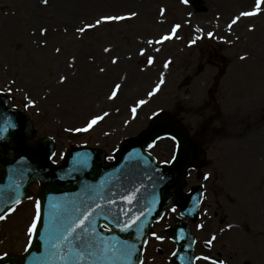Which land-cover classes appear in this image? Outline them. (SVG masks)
Returning a JSON list of instances; mask_svg holds the SVG:
<instances>
[{
  "label": "rangeland",
  "instance_id": "obj_1",
  "mask_svg": "<svg viewBox=\"0 0 264 264\" xmlns=\"http://www.w3.org/2000/svg\"><path fill=\"white\" fill-rule=\"evenodd\" d=\"M200 1L204 11L199 13L191 5H182L180 0H49L47 7L41 0H0V88L15 79L14 88L23 86L34 97L41 96L49 87H55L60 73L70 72L68 62L72 56L77 57V76L67 88L42 101L39 113L23 108L21 93L9 96L12 105L31 116L36 127L34 140L45 136L56 139L57 163L62 161L59 154L72 144L98 147L112 155V149L123 139L136 137L148 127L152 110L164 107L169 115L182 122L191 136L198 134L195 143L206 154L200 171L209 168L216 171L217 180L210 188V199L220 210L210 220L200 217L192 224L197 239L196 255L226 259L228 264H264V62L258 66V73L254 72L259 78H252V62L247 59L246 64L239 59L252 49H247L242 42L247 39L243 32L248 37L249 24L257 25L261 17L245 18L239 25L241 28H235L237 35L241 34L236 49L219 39L208 38L207 32L229 38L225 21L238 11L250 10L255 0ZM161 6L167 9L165 17L159 16ZM129 10L139 11V18L90 30L82 39L74 32L73 25H79L81 17L92 19L100 14ZM188 12L193 15L189 17ZM175 23L182 24L179 31L182 39L165 42L163 46L154 45L161 47L160 53H152L142 43L155 40ZM220 23L225 28L220 26L217 32L215 29ZM40 26L49 28L48 46L37 49L32 32ZM64 26L69 28L67 34L63 32ZM196 28L203 29L204 38L189 47L188 41L199 35ZM234 38L230 37L233 41ZM54 46H60L62 54H56ZM105 46H111L112 55L120 57L117 65H111L109 55L103 53ZM141 47L148 48L146 55L157 57L155 64L143 72L140 69L146 67V58L138 55ZM214 52L228 62L224 74L211 61ZM129 54L131 61L127 60ZM89 57H95L96 64L105 66L106 73L98 74L96 64ZM169 57L173 63L165 70L163 63ZM161 72H165L166 79L162 92L138 110V119L125 127L123 121L131 119L129 106L135 99L146 96ZM233 72L238 76L233 77ZM242 72H249L244 74L247 78ZM125 75L123 95L115 104L107 102L109 86ZM115 107L120 108L119 113L114 111ZM101 108L112 115L95 131L81 134L63 131L65 127L81 126L90 113ZM104 132L111 135L105 136ZM172 150L171 141H161L153 154L164 159ZM201 183L199 174L193 173L185 191ZM31 191L33 197L37 196V183ZM32 213V203L25 202L18 213L0 222V254L24 252L25 226ZM177 217L178 214L168 215L153 231L169 238L166 231ZM199 223L205 224L203 230L197 229ZM229 223L237 227L228 230ZM220 228H225V232L218 237V242L212 249L205 248L204 240ZM174 249L170 238L163 243L151 238L144 255L145 264H170ZM197 264L209 262L201 260Z\"/></svg>",
  "mask_w": 264,
  "mask_h": 264
},
{
  "label": "snow or ice",
  "instance_id": "obj_2",
  "mask_svg": "<svg viewBox=\"0 0 264 264\" xmlns=\"http://www.w3.org/2000/svg\"><path fill=\"white\" fill-rule=\"evenodd\" d=\"M195 0H180L184 6H189ZM44 6H49V0H41ZM167 9L163 6L159 8V16L165 17ZM264 13V0H255L254 6L250 10H241L225 21L228 36H234L235 41L241 39L237 35L235 28L245 18L256 17ZM192 12H188L191 17ZM140 13L137 10H129L123 13L100 14L88 19L81 17L79 25H73L74 32L79 38L90 30H95L113 23L132 21L139 18ZM217 21L220 20V14H216ZM158 22H163L162 20ZM219 25H217L218 27ZM182 24L175 23L168 32L161 34L155 40L148 39L142 41L146 43L148 48L152 49V53H160L161 47H153L154 45L163 46L165 42L172 40H180L182 37L179 31ZM255 25L249 24L247 31L255 32ZM68 26L63 27V32L67 34ZM195 31L199 35L194 36L188 41V46L192 47L197 44L198 40H202L203 29L196 28ZM37 32L39 33L37 35ZM49 28L40 26L34 29L32 35L36 37L33 40L37 49L46 48L48 46L47 36ZM210 39H219L227 44H234L235 41L226 36H217L214 31L207 32ZM43 38V39H41ZM148 48L141 47L138 50L140 57L146 58V67L140 71H146L148 67H152L157 57L154 54H147ZM56 54H62L60 46H54ZM113 48L111 46L103 47V53L110 57L111 65H117L120 61L119 56L112 55ZM248 55H241L240 60H247ZM91 63L96 64L95 57H89ZM127 60H132V55L127 56ZM173 60L171 57L165 59L163 68L169 69ZM70 72L60 73L55 81V87H49L41 96L34 97L23 86L17 84L15 79L7 82L5 88H0V93L6 92L11 96L14 92L21 93L23 96V108L35 109L37 113L41 111L40 104L47 100L59 89L67 88L73 78L77 76L79 71L77 57L72 56L68 62ZM98 74H105L107 69L105 66L96 64ZM127 76H122L119 82H113L106 93V101L115 104L123 95V87ZM166 84L165 72H161L159 79L154 86L146 92L143 98H137L129 106L131 115L130 120H124L123 124L128 127L132 121L137 120L139 111L148 105L150 101L162 92L163 86ZM57 104V107H60ZM16 107V105H12ZM116 113L120 112L119 107H115ZM112 113L107 109L101 108L99 111L92 112L82 121L81 126L65 127L64 132L70 134L91 133L95 131L103 122H105ZM150 120L158 122L160 126H167L171 122L166 109L162 106L156 107L151 112ZM20 128V124L11 116L0 118V141L8 139L14 132ZM183 133V130H182ZM103 135L110 136L111 133L104 132ZM197 135L189 137L187 133H173L165 130L164 135L156 134L154 138H149L144 143L146 147L143 150L132 148L131 151L123 157V163L119 167L114 168L111 172L105 174L99 184L85 183L80 192L71 196L67 194L57 197L49 195L46 198L42 194L33 197L27 195L23 191L24 183L28 181L29 176L39 178L36 169L18 165L9 169L8 180L6 184H0V222H5L11 218L13 214L18 213L25 202H31L33 213L30 221L25 226V235L27 244L24 248L25 253H30L34 243H39L44 252L39 257L33 256V261H45L48 264H145L142 258L143 252L150 238H154L161 243L165 239H169L162 234L154 231L146 232V228H150L152 218L155 223L164 221L170 214H178L181 218L185 215L191 216L197 214L201 219H211L219 209L218 205L214 206L210 197L212 193L210 188L216 183V171L209 168L200 171L201 161L199 159L198 150L196 148ZM27 138L20 137L17 143L22 147H27L33 155H43L44 160L52 165L57 164V152L49 151L41 141L35 140L30 145H26ZM54 139V138H50ZM170 140L173 143V150L168 158L160 159L153 155V151L158 147L162 140ZM119 147L112 149V155H106L104 158L108 161L116 159L115 153L119 152ZM63 159L65 153L59 154ZM24 157H21L23 160ZM90 154L77 153L73 160V165L65 171V175L59 177L64 180L71 177L73 173L80 172L84 168L90 166ZM163 166V167H162ZM178 168V174L175 176L174 183L178 186L185 184L187 178H191L193 173H198L203 183H201L198 196L191 200V206L181 205L179 202L161 205V197L159 188L166 183L168 177L164 168L169 171ZM190 191V190H189ZM186 199H191L190 197ZM178 209L179 212H178ZM103 221V223H101ZM198 230L205 228L204 223L196 225ZM237 225L229 223L227 229L231 230ZM43 229V231H41ZM114 229H119L122 233H131L134 240L119 239L118 237H109L105 233H111ZM225 232V228H220L218 232H212L208 239L204 240V246L212 249L218 237ZM185 230L180 228L176 235L171 237L173 243L180 244L186 240ZM196 241L193 239L192 243ZM192 244L188 245L190 249ZM181 247H177L171 252V256L176 258L180 264H184L185 260H190L191 264L197 261H207L209 264H228L226 259H219L208 255H195L188 257L181 255ZM9 259V253L0 254V264Z\"/></svg>",
  "mask_w": 264,
  "mask_h": 264
},
{
  "label": "water",
  "instance_id": "obj_3",
  "mask_svg": "<svg viewBox=\"0 0 264 264\" xmlns=\"http://www.w3.org/2000/svg\"><path fill=\"white\" fill-rule=\"evenodd\" d=\"M0 96V118L11 116L14 120H16L20 124V128L14 132L8 139L4 141H0V184H6L8 180L9 169L17 167L18 165L24 167H30L36 169L39 173V178H34L29 176L27 182L24 183L23 191L25 194H28L27 186L30 181L34 179H38L42 184L41 194L46 198L49 195L52 196H63L67 194L71 196L75 193H78L83 188L84 184H99L100 180L104 178L105 174L111 172L114 168L119 167L121 162L123 161V157L127 155L132 148H138L143 150L146 147L144 143L150 137L154 138L156 134L164 135L165 130L172 131L173 133H182L180 127L176 124L170 122L167 126H160L158 122H154L151 128L144 134L140 136L138 139L127 140L124 143L122 150L117 155V162L115 164H106L104 162V153L98 152L96 150H83L77 149L74 151H68L66 160L64 162V166L62 168H55L52 164L44 160L43 155H33L28 148L22 147L17 143V139L20 137L27 138L25 143L28 145V140L30 139L33 128L29 121V119L22 115L17 110H11L6 105H3V100ZM44 146L49 151H54L53 143L44 139L41 141ZM77 153L80 154H90L89 164L90 166L84 168L80 172H75L71 177H67L64 180H60L59 177L65 175V171L70 169L73 165V160L76 157ZM14 154L12 159H9V155ZM21 157H24L21 160ZM178 168L172 171L165 169L164 171L167 174V181L159 188V193L161 197V205H167L171 202V195L169 193L170 189L180 188L182 185H177L174 183L175 176L178 174ZM199 193H197L198 196ZM186 206H189L186 204ZM192 218L196 217V214L191 215ZM155 218L153 217L152 220ZM103 221H101L102 223ZM180 228L185 230L186 240L180 242L181 255H185L188 257H192V247L189 249L188 245L192 244V237L189 233V227L186 223L178 224L173 231L177 232ZM43 231V229H41ZM148 232V228L145 229ZM122 233V232H121ZM109 234V233H105ZM122 235L127 236L124 239L134 240V236L130 233H123ZM123 240V239H122ZM44 252L43 247L39 243H34V246L24 257H9L4 261V264H48L45 261H33L32 257H39ZM118 264V262H117ZM173 264H180V262L175 258ZM184 264H191L190 260H185Z\"/></svg>",
  "mask_w": 264,
  "mask_h": 264
}]
</instances>
